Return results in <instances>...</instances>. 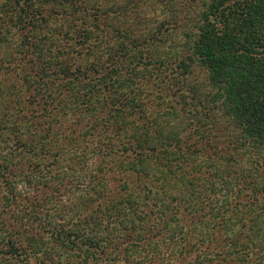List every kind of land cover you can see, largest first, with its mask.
Segmentation results:
<instances>
[{"label":"trees","instance_id":"16d2710c","mask_svg":"<svg viewBox=\"0 0 264 264\" xmlns=\"http://www.w3.org/2000/svg\"><path fill=\"white\" fill-rule=\"evenodd\" d=\"M5 62L0 264H264V0H0Z\"/></svg>","mask_w":264,"mask_h":264},{"label":"rangeland","instance_id":"374dc122","mask_svg":"<svg viewBox=\"0 0 264 264\" xmlns=\"http://www.w3.org/2000/svg\"><path fill=\"white\" fill-rule=\"evenodd\" d=\"M21 79H20V70L17 68V65L14 64V62L12 63H4V64H0V87H2V89H6L4 90V94L8 97V102L6 103L8 105V109L9 110H12V109H16V101L15 99L16 98H19L21 96V99L25 97L26 92H20L18 94L17 90H15V88H18V83H20ZM12 83H17L16 87H11ZM11 87V88H10ZM19 89V88H18ZM1 93H0V99H2L1 97ZM3 105V104H2ZM1 102H0V111H3V108H1ZM26 113H28V111H25ZM2 114V113H0ZM145 180L146 182H148L146 179H143ZM83 183H85V181H83ZM114 183L113 185V189L116 188L114 187L116 184V182L112 179H110V184ZM18 188H20V185H18ZM2 191V189L0 188V192ZM216 193L215 194V198L216 200L214 199L213 203L214 204V207L216 206H219V203H220V198H221V192H219L218 190H216ZM68 214V213H67ZM233 227H231L232 229L236 231L240 230L238 228V225L237 224H233L232 225ZM231 228H226V233H229V231L231 230ZM242 229V228H241ZM256 255H259L260 257H263L262 261H264V251L262 253V250L259 251H255L254 252ZM234 257H236V259L238 260V256L235 255ZM239 261V260H238ZM231 264H237V262L235 260H231Z\"/></svg>","mask_w":264,"mask_h":264}]
</instances>
